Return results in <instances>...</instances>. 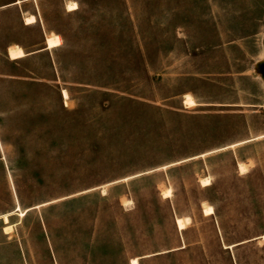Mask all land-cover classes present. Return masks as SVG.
Segmentation results:
<instances>
[{
  "label": "rangeland",
  "instance_id": "1",
  "mask_svg": "<svg viewBox=\"0 0 264 264\" xmlns=\"http://www.w3.org/2000/svg\"><path fill=\"white\" fill-rule=\"evenodd\" d=\"M75 1L0 0V264H264V0Z\"/></svg>",
  "mask_w": 264,
  "mask_h": 264
},
{
  "label": "bare ground",
  "instance_id": "2",
  "mask_svg": "<svg viewBox=\"0 0 264 264\" xmlns=\"http://www.w3.org/2000/svg\"><path fill=\"white\" fill-rule=\"evenodd\" d=\"M65 6L68 9H75L78 7L77 2L74 0H66ZM34 19H35V16L33 14H27V15H25V18H24V20L27 22L34 21ZM46 44L48 47L60 45V44H62V38L58 33L49 32L46 35ZM7 53H8L10 58H18V57H21L25 54L22 47L19 44H9ZM61 91H62L63 97H67L66 88H63ZM184 103L189 106V105L196 103V100L194 99L193 96L189 95L188 93H185L184 94ZM239 167L241 170H244V168H245L241 164H239ZM202 182L208 183L209 182L208 177H203ZM103 190H105V188H103ZM170 194H171V190L169 188L164 190L165 196L170 195ZM213 211H214V207H212L211 205H205L203 207L204 214H212ZM23 213H24V210L21 211V214H23ZM4 220L5 221L7 220L6 214H4ZM175 222L177 223V226L180 229L184 228L186 226L185 220L182 216H177V218L175 219ZM4 228H5V231H8L9 229H11V225L7 224L4 226ZM262 239L264 240V234H262ZM131 261L133 264L137 263L136 258H131Z\"/></svg>",
  "mask_w": 264,
  "mask_h": 264
},
{
  "label": "trees",
  "instance_id": "3",
  "mask_svg": "<svg viewBox=\"0 0 264 264\" xmlns=\"http://www.w3.org/2000/svg\"><path fill=\"white\" fill-rule=\"evenodd\" d=\"M125 100H127L130 106H132L131 110H135V112L139 111V113H141V112L149 111V109H153L154 111H157V113L161 112L160 111L161 109H159L158 106L155 107L146 101H143L140 99H134L131 97H125ZM128 119L130 120H125V121H135L136 120L133 116Z\"/></svg>",
  "mask_w": 264,
  "mask_h": 264
},
{
  "label": "crops",
  "instance_id": "4",
  "mask_svg": "<svg viewBox=\"0 0 264 264\" xmlns=\"http://www.w3.org/2000/svg\"><path fill=\"white\" fill-rule=\"evenodd\" d=\"M23 1H25V0H13V2H11V3H18V2H23ZM75 1V0H74ZM66 7V6H65ZM67 8V7H66ZM68 9V8H67ZM76 9V8H75ZM68 10H74V9H68ZM27 14H33L34 16H35V19H34V21H29V22H27V21H25L24 20V18H25V15H27ZM25 15H24V17H23V20H24V23L25 24H28V23H33V22H35L36 20H37V17H36V14H34L33 12H26L25 13ZM51 32H54V31H51ZM54 33H57V32H54ZM48 33H46L45 34V36H44V42H45V44H46V35H47ZM59 34V33H58ZM61 36V35H60ZM11 44V43H10ZM13 44H17V43H13ZM20 45V44H19ZM61 45V44H60ZM8 46H9V44H8ZM8 46H7V48H6V52L8 51ZM21 46V45H20ZM56 46H59V45H56ZM56 46H52V47H56ZM22 47V46H21ZM46 47H48L47 46V44H46ZM51 48V47H50ZM22 49H23V51H24V55L23 56H21V57H24V56H26V54H29V53H33V52H36V51H39V50H41L42 48H39V49H35V50H29V51H25V49L22 47ZM7 56H9L8 55V53H7ZM21 57H18V58H21ZM11 59H17V58H11ZM195 98V97H194Z\"/></svg>",
  "mask_w": 264,
  "mask_h": 264
}]
</instances>
